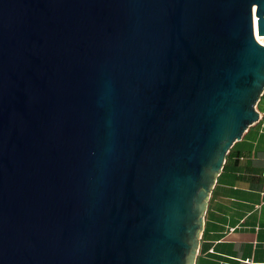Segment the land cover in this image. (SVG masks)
Wrapping results in <instances>:
<instances>
[{
  "label": "water",
  "instance_id": "95a60500",
  "mask_svg": "<svg viewBox=\"0 0 264 264\" xmlns=\"http://www.w3.org/2000/svg\"><path fill=\"white\" fill-rule=\"evenodd\" d=\"M264 0H0V264H195L259 119Z\"/></svg>",
  "mask_w": 264,
  "mask_h": 264
},
{
  "label": "crops",
  "instance_id": "0c3cea01",
  "mask_svg": "<svg viewBox=\"0 0 264 264\" xmlns=\"http://www.w3.org/2000/svg\"><path fill=\"white\" fill-rule=\"evenodd\" d=\"M255 108L209 193L195 264H264V91Z\"/></svg>",
  "mask_w": 264,
  "mask_h": 264
},
{
  "label": "bare ground",
  "instance_id": "6f19581e",
  "mask_svg": "<svg viewBox=\"0 0 264 264\" xmlns=\"http://www.w3.org/2000/svg\"><path fill=\"white\" fill-rule=\"evenodd\" d=\"M254 36L256 40L264 45V35H258L257 33V27H256V19L254 18Z\"/></svg>",
  "mask_w": 264,
  "mask_h": 264
},
{
  "label": "built area",
  "instance_id": "2783aa9c",
  "mask_svg": "<svg viewBox=\"0 0 264 264\" xmlns=\"http://www.w3.org/2000/svg\"><path fill=\"white\" fill-rule=\"evenodd\" d=\"M248 260V259H247Z\"/></svg>",
  "mask_w": 264,
  "mask_h": 264
},
{
  "label": "rangeland",
  "instance_id": "374dc122",
  "mask_svg": "<svg viewBox=\"0 0 264 264\" xmlns=\"http://www.w3.org/2000/svg\"><path fill=\"white\" fill-rule=\"evenodd\" d=\"M262 98V97H261Z\"/></svg>",
  "mask_w": 264,
  "mask_h": 264
},
{
  "label": "trees",
  "instance_id": "16d2710c",
  "mask_svg": "<svg viewBox=\"0 0 264 264\" xmlns=\"http://www.w3.org/2000/svg\"><path fill=\"white\" fill-rule=\"evenodd\" d=\"M228 155V154H227Z\"/></svg>",
  "mask_w": 264,
  "mask_h": 264
}]
</instances>
